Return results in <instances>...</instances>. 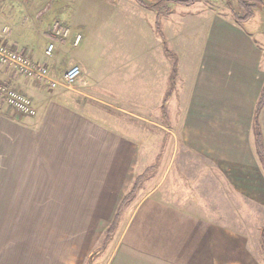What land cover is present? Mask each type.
<instances>
[{"label":"crops","instance_id":"crops-1","mask_svg":"<svg viewBox=\"0 0 264 264\" xmlns=\"http://www.w3.org/2000/svg\"><path fill=\"white\" fill-rule=\"evenodd\" d=\"M75 2H65L67 10L62 7L56 14L70 35L53 37L47 26L36 42L13 36L9 27L2 33L7 24L3 25L0 8V36L8 48L44 63L55 79L70 63L81 68L71 88H50L0 63V81L24 93L36 108L34 116H25L0 96V264H69L70 232L77 234L84 254L85 234L95 232L99 218L115 215L122 195L147 168L154 169L146 181L159 174L157 185L126 213V223L120 216L113 234L118 233V239L105 264H264L262 241L253 244L222 222L171 204L163 183L168 173L160 169L162 142L140 144V156L136 155L138 146L129 132L137 131L110 112L117 110L114 104H154L168 117L170 105H175V122L168 118L181 147L178 152V143L174 144L172 165L176 167L180 153H189L190 158L192 154L193 168L205 170L207 185L212 173L237 201L258 208L264 216V164L253 132L264 84L263 36L217 17L206 35L196 40L197 53L185 67L177 50L165 48L163 38L160 48L152 44L146 53H111L117 60L110 63L103 82L96 77L89 38L82 50L78 47L85 32L101 24V9L107 7L101 0H82L79 8ZM50 42L54 48L48 56ZM68 47L78 49L68 55ZM165 49L177 56L168 95L172 64ZM150 53L151 64L145 60ZM138 56L142 59L134 60ZM134 87L147 89L146 99L135 97L130 91ZM154 95L156 100H151ZM102 105L112 110L102 111ZM257 122L264 153V102ZM155 148L154 156L148 155ZM201 161L203 166H198Z\"/></svg>","mask_w":264,"mask_h":264},{"label":"rangeland","instance_id":"rangeland-1","mask_svg":"<svg viewBox=\"0 0 264 264\" xmlns=\"http://www.w3.org/2000/svg\"><path fill=\"white\" fill-rule=\"evenodd\" d=\"M68 1L70 0H0V8L4 11L3 25L7 24L5 27L10 28L13 36L26 39L25 41L36 42L42 38V32L45 27L50 26L51 28L54 22H59L60 25L61 23H65L58 19V15L56 14L60 13L59 11L62 7L64 11L67 10L65 2ZM143 1L151 3L156 0ZM81 2L82 0H76L75 4L78 8L81 6ZM101 4L102 7L104 5V7L108 8L101 9L102 15L100 21L102 25L100 24L92 32L86 31L82 43L78 48L82 50L86 39L89 38L91 41L89 53L94 59L93 65L98 74L96 77L100 80L103 79V82H106L108 78L110 63L114 64L117 60L115 57L112 60L111 53L118 54L120 52H128L129 50L146 53L148 48L153 49L152 44L155 47L157 46V48H160V44L162 46L160 41L163 40L162 36L166 40V44L163 43L165 48L167 50H177L176 52L181 58L183 67H185L188 61L194 60L193 54L197 53L198 42L196 40L200 41L206 35V32L214 24V19L217 17L238 24L243 27V30L248 32L260 33L263 36L262 43L264 45V0H261V3H250L254 4L251 5L254 6L252 8L253 14L241 24L237 23L232 15V12L239 18L246 15V10L240 6L239 0H199L191 5H168V7L172 8L173 12L171 14L170 12L164 13L160 17H155L156 12L154 10L141 6L135 0H101ZM70 8L72 9V7ZM115 24H118L120 27L117 28L118 26ZM156 29L159 31L161 37ZM146 39L149 41V44ZM78 48L68 47V55L73 54ZM148 56L145 57V60H148L149 64H151V53ZM175 57L177 56L171 55L170 59L168 58L170 65L173 63ZM140 58L142 59V56H138L134 60H140ZM111 60L112 62H110ZM70 64V67L74 65L73 63ZM64 69L66 70V68ZM136 76H139V74ZM130 91L135 97L143 96L145 98L144 95L147 89L134 87ZM170 93H172V89ZM151 100H156V96H152ZM112 107H115L117 110H112L108 105H102L101 109L105 111L109 108L112 110L110 112L113 115H117L126 123L133 125L137 131L129 132L133 134L130 137L134 141V145L138 146L136 148V155L140 156L142 148L140 144L151 147L156 145L157 142H162L161 153L163 156H161L160 169L162 173L164 172L163 169L168 173L163 183L165 188L169 189V193H166V195H168L171 204L180 208H186L187 210L194 209L197 213L208 219L222 222L228 227L244 233L248 239H251L253 244L256 241H260L259 243H261L264 239V216L258 208L237 201L234 193L230 191L231 189L226 184L219 183L220 180L213 177L212 173H210L208 180V183L209 181L210 183L207 185L204 177L205 170L203 168L199 170L193 168L194 156L192 154L190 158L189 153H180V160L178 159L176 167L172 165L173 146L178 143V152L181 147L179 145L180 138L174 137L171 134L174 131V126H172L171 122H175L173 115V108L176 109L175 105L174 107L171 105L169 107L171 122L168 118L169 116L164 117L158 112L159 106L154 104L147 106L137 103L114 104ZM107 113H109V110ZM160 127H163L165 131H161ZM146 129L149 132H143ZM155 152L156 148L151 149L148 155L152 157ZM198 166H203V161L198 162ZM148 175L150 176L151 173ZM158 177L159 174L154 179L146 181L147 178L140 184L132 199L120 210L114 231L107 242L105 239L107 238L108 228H110L114 216L112 218H99V221L95 222V232L85 234L87 241L84 243V254H81L78 248L81 244L77 241V234L70 232L69 264H105L106 259L110 255V250L114 246V242L118 239L119 234L117 233L114 237L113 234L119 223L120 216L123 218V224L126 223V219L128 218V214L126 215V213L132 212L136 207L137 201L146 193V190L157 185ZM88 228H91V226H88ZM262 255L261 253V258L264 257Z\"/></svg>","mask_w":264,"mask_h":264},{"label":"built area","instance_id":"built-area-1","mask_svg":"<svg viewBox=\"0 0 264 264\" xmlns=\"http://www.w3.org/2000/svg\"><path fill=\"white\" fill-rule=\"evenodd\" d=\"M8 27L2 29V33L8 32ZM50 33L56 38H66L70 31L68 28L62 27L59 22H54L50 28ZM80 40V35H76L73 41L77 45ZM54 48L53 43L46 46L45 54L51 55ZM0 63L11 67L18 75L35 79L40 82H45L50 88L62 86L71 88L81 76V68L78 65H73L65 70L60 79L51 77L50 70L42 62L36 61L20 50H11L1 40L0 36ZM0 96L4 102L16 112L25 116H34L36 108L33 101L24 93L16 90L8 83L0 81Z\"/></svg>","mask_w":264,"mask_h":264},{"label":"trees","instance_id":"trees-1","mask_svg":"<svg viewBox=\"0 0 264 264\" xmlns=\"http://www.w3.org/2000/svg\"><path fill=\"white\" fill-rule=\"evenodd\" d=\"M135 1L138 4H140L141 6H144L148 9L154 10L156 12V17H160L162 14L170 12V8L168 7V5H171V4L191 5V4H193L199 0H156V1L151 2V3H147L143 0H135ZM248 1H250V2L248 3ZM253 2L261 3V0H239L240 6L246 10V15H244L242 18H239L232 12V15H233V17L237 23L241 24L246 19H248L252 16V14H253L252 8L254 6H251V5H254V4H250V3H253ZM156 28H157V26H156ZM157 32L160 35L158 30H157ZM160 37H161V35H160ZM161 38L163 39V36ZM165 51L168 55H171L166 49H165ZM175 68H176V60L174 59L173 63H172L170 88H169L166 95H168L170 93L171 89L174 86ZM263 102H264V85L261 89V93H260L258 102H257L256 107H255L254 121H253V132H254V137H255L256 152L258 153L262 163L264 164V153L262 151V146L260 143L259 126H258V122H257V115H258L259 109L262 106ZM153 169L154 168H147L142 174L138 175L134 179L131 189L128 191V193H126L121 198L119 205L117 207L116 213L114 215L112 224L110 225V228H108V233H107L108 235H107V238L105 239L106 242L109 240L110 236L112 235V232L114 231L115 224L117 222V218L119 217L120 210L128 201H130L132 199V197L135 195V191L139 188L140 184L146 179L147 175ZM262 247H263V252H264V239L262 240Z\"/></svg>","mask_w":264,"mask_h":264},{"label":"bare ground","instance_id":"bare-ground-1","mask_svg":"<svg viewBox=\"0 0 264 264\" xmlns=\"http://www.w3.org/2000/svg\"><path fill=\"white\" fill-rule=\"evenodd\" d=\"M62 27H65V26H62ZM65 28H68V27H65ZM68 29H69V28H68ZM69 31H70V29H69ZM69 35H70V34H69ZM69 35H68V36H69ZM68 36H67V37H68Z\"/></svg>","mask_w":264,"mask_h":264}]
</instances>
